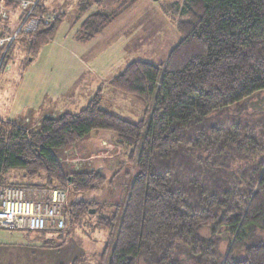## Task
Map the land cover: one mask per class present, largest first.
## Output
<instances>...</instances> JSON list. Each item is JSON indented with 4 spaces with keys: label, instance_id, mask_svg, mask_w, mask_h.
<instances>
[{
    "label": "trees",
    "instance_id": "trees-1",
    "mask_svg": "<svg viewBox=\"0 0 264 264\" xmlns=\"http://www.w3.org/2000/svg\"><path fill=\"white\" fill-rule=\"evenodd\" d=\"M77 7L85 12L90 4L79 0ZM172 10L180 15V39L165 61L131 60L106 84L136 97L144 106L140 116L122 117L102 106L99 87L77 112L43 115L34 126L0 118V185L93 191L107 181L105 166L73 171L60 162L58 151L65 153L94 131H110L125 149L126 164L135 161L122 208L95 200L65 208L66 225L90 212L97 228L112 232L117 225L113 244L109 248L106 241L99 253L100 264H264V240L258 237L264 233V116L229 113L264 91V0H182ZM36 12L44 14L41 0ZM118 14H88L80 22L85 30L80 39L88 41ZM61 18L62 13L40 21L23 40L4 43L0 70L20 44L38 53ZM119 161L110 181H116L114 190L126 166ZM11 172L17 174L8 183ZM30 233L40 231L23 234Z\"/></svg>",
    "mask_w": 264,
    "mask_h": 264
},
{
    "label": "rangeland",
    "instance_id": "rangeland-1",
    "mask_svg": "<svg viewBox=\"0 0 264 264\" xmlns=\"http://www.w3.org/2000/svg\"><path fill=\"white\" fill-rule=\"evenodd\" d=\"M127 1L95 0L90 2L88 0V3L95 8L103 11L105 9V12L108 10L110 13L119 11V14L97 38L84 42L80 37L85 30L80 27L82 20H76V6H73V0H41L42 3L51 5L53 8L62 5L59 12L51 13L44 9L43 13L51 21L62 13L63 18L66 16V21L63 22L65 24L61 29L62 32L57 34L62 24L61 20L55 36L45 43L35 55L30 54L31 52L26 48H22V44L18 45L13 60L0 70V118H6L14 103L18 105L25 99L24 93L30 88L27 81L29 77H34L38 70L46 73L41 80L48 83L46 89L42 87L44 91L41 96L35 97L36 102L38 101L40 107L44 109L52 108L54 111L60 108L59 112H77L86 105L96 89L101 87L102 106L122 117L137 119L140 116L138 113L144 107L143 104L134 96L111 91V88L106 85L107 81L119 73L131 60H143L152 64L165 61L169 50L180 39L176 29L180 15L172 10V6L176 2L181 3L182 0H135L131 4L126 3ZM77 2L79 3V0ZM36 6L34 11H36ZM19 12L20 8L13 12L7 21L9 27L15 22ZM24 38L25 35L19 37V40ZM70 38L82 43L73 42ZM62 51L67 54L64 58L59 57ZM73 54L88 56V59L83 58V60L79 57L74 59ZM74 61L76 67L68 68L69 65H74ZM27 67L31 72L26 77L27 74H23V69ZM40 77L36 76V79ZM24 81L25 84H22ZM67 81L69 82L66 85L69 86L65 87L64 82ZM57 83L60 84L56 87ZM237 112L254 114L256 117L264 116V91L256 92L238 105L230 107V114ZM217 114L218 112H214L212 115ZM24 121L34 126L30 120ZM96 146L97 151H94ZM86 147H89L90 155L86 154ZM124 153L125 149L118 145L112 133L106 130L90 133L65 153L58 151L60 162L73 171L85 167L105 166L103 168V173L107 177L105 185L87 193L70 192L67 194L68 203L78 200H95L100 205L105 204L106 208L109 204L121 207L136 171L135 161L131 165L126 164ZM119 160H123L126 166L117 173L115 179L118 184L114 190L116 181L113 183L110 181L113 169L120 162ZM66 166L64 165V168ZM126 170L129 171L128 177L124 173ZM14 180V172H11L6 181L9 183ZM107 212L108 209L102 211L103 214ZM96 221V214L90 212L77 224L66 225L63 232L45 231L25 236L18 231L0 229V249L3 250L0 254L6 252L9 254V251H13V257L22 259L23 252L30 247L29 256L33 255V259L28 261L33 264H73L74 261L75 264H100L99 253L106 241L109 243V248L113 244L117 225L112 232H109L106 229L97 228ZM58 233L62 235L58 236ZM207 234L208 230L203 232V235ZM258 237L264 240V233L259 232ZM227 242L224 237L219 244L220 252H225ZM21 247L23 249L18 250ZM12 264H18V262L14 261ZM101 264H107V261Z\"/></svg>",
    "mask_w": 264,
    "mask_h": 264
},
{
    "label": "built area",
    "instance_id": "built-area-1",
    "mask_svg": "<svg viewBox=\"0 0 264 264\" xmlns=\"http://www.w3.org/2000/svg\"><path fill=\"white\" fill-rule=\"evenodd\" d=\"M8 2L17 4L15 9ZM37 0H0V47L37 30L49 17L34 11ZM20 8L9 27L7 21ZM67 190L60 188L0 185V229L11 231H60L65 229Z\"/></svg>",
    "mask_w": 264,
    "mask_h": 264
},
{
    "label": "crops",
    "instance_id": "crops-1",
    "mask_svg": "<svg viewBox=\"0 0 264 264\" xmlns=\"http://www.w3.org/2000/svg\"><path fill=\"white\" fill-rule=\"evenodd\" d=\"M77 1L78 0H73V2H72L73 6H76V8H75L76 9L75 10V12H76L75 17H76V20L77 21L84 19L88 14H91L92 12H95L97 10H101L99 8H95L93 5L90 4V7H89V9L87 11L80 12L78 10V7H77V4H78ZM89 1L90 2H93L95 0H89ZM42 5H43V8L45 10H47V11L49 10V12H51V13L52 12H59L58 10H61V8L63 7L62 5H58L56 8L55 7L53 8V7H51V5H48V4L46 5L45 3H42ZM50 8H53V9H50ZM104 11H106V10L104 9ZM107 12L109 13L108 10H107ZM65 18H66V16H65ZM65 18L62 19V24H61V27H60L59 31L57 32V34H60L62 32L61 29L63 27V24H65V23H63V22L66 21ZM100 33L94 35L89 40L91 41V40L97 38V36ZM71 40L73 42H76V43H82V42H79V41H77L75 39H71ZM65 53H66L65 51H62L61 53H59V57H61V58L66 57L67 54H65ZM63 54H64V56H61ZM73 57H74V59L76 57H79V58H82V59L83 58L88 59L87 58L88 56H83V55L79 56V55H74L73 54ZM74 67H76L75 61H74V65H72V66L69 65L68 66V68H70V69H73ZM26 69H23V74H27L26 75V77H27L30 74L31 70L28 67ZM36 76H41V77L39 79H36ZM44 76H46V73L40 72V71L37 70L35 72V74H34V77H31V78L29 77V79L27 81V84L30 85V88L25 93H24V91H22L25 94V96H24L25 99L22 102H19L18 105H15V103H14V106L10 110L9 114H7L6 118H2V119H9V120H16V119H20V120H23L24 119V120H27L28 119V120H30V122L38 123V121L41 118V116H43V115H54V114H56L57 112H59L61 110L60 108H58V109H56L54 111L52 110V108H45L44 109V108L40 107V103L38 104V101L36 102L35 97L37 95H40L41 96L42 91H44L42 89V87H44V89H46V87L48 86V83L46 81H42L41 80V79H43ZM68 82L69 81L64 82V86L65 87L69 86V85H66ZM23 83L25 84V81L22 82V84ZM59 84L60 83H57L55 86L57 87ZM34 93H35V96H33ZM16 174L17 173L14 172V175L15 176H16ZM17 177H19V176H17ZM18 232H20V233H22V235H24L23 233L26 232V231H18ZM29 248L30 247H27V249L23 252V254H22L23 255L22 256V259L23 260L22 259H17L19 257H13V251H9L10 252L9 254L7 252L6 253H3V254H0V264H12V263H14V261L18 262V264H21L20 263L21 260H22V264H33V262L32 263H29V261H28L29 259H33V255H30L29 256V254H30L29 253L30 252L29 251L30 250ZM21 249H23V247L19 248L18 250H21ZM7 250H9V249L7 248ZM31 250H34V249H31ZM0 252H3V250L0 249ZM23 257H25V259Z\"/></svg>",
    "mask_w": 264,
    "mask_h": 264
},
{
    "label": "bare ground",
    "instance_id": "bare-ground-1",
    "mask_svg": "<svg viewBox=\"0 0 264 264\" xmlns=\"http://www.w3.org/2000/svg\"><path fill=\"white\" fill-rule=\"evenodd\" d=\"M176 6V5H175ZM182 8V7H181Z\"/></svg>",
    "mask_w": 264,
    "mask_h": 264
}]
</instances>
